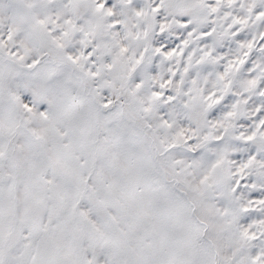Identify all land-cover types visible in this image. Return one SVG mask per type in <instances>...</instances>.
Listing matches in <instances>:
<instances>
[{"label": "snow or ice", "instance_id": "6c2138e0", "mask_svg": "<svg viewBox=\"0 0 264 264\" xmlns=\"http://www.w3.org/2000/svg\"><path fill=\"white\" fill-rule=\"evenodd\" d=\"M0 264H264V0H0Z\"/></svg>", "mask_w": 264, "mask_h": 264}]
</instances>
